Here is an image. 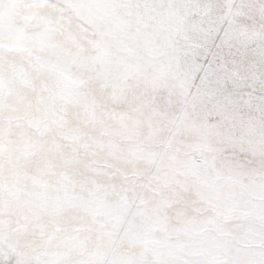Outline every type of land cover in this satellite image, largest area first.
<instances>
[{
	"label": "snow or ice",
	"instance_id": "6c2138e0",
	"mask_svg": "<svg viewBox=\"0 0 264 264\" xmlns=\"http://www.w3.org/2000/svg\"><path fill=\"white\" fill-rule=\"evenodd\" d=\"M0 264H264V0H0Z\"/></svg>",
	"mask_w": 264,
	"mask_h": 264
}]
</instances>
